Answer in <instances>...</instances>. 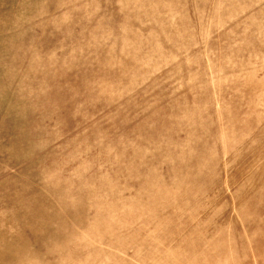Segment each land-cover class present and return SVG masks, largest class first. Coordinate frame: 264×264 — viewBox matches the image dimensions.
I'll return each mask as SVG.
<instances>
[{
    "label": "rangeland",
    "instance_id": "rangeland-1",
    "mask_svg": "<svg viewBox=\"0 0 264 264\" xmlns=\"http://www.w3.org/2000/svg\"><path fill=\"white\" fill-rule=\"evenodd\" d=\"M0 264H264V0H0Z\"/></svg>",
    "mask_w": 264,
    "mask_h": 264
}]
</instances>
